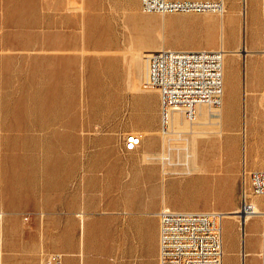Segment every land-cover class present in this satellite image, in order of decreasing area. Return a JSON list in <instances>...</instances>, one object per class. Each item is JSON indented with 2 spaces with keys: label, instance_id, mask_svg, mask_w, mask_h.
Returning a JSON list of instances; mask_svg holds the SVG:
<instances>
[{
  "label": "rangeland",
  "instance_id": "374dc122",
  "mask_svg": "<svg viewBox=\"0 0 264 264\" xmlns=\"http://www.w3.org/2000/svg\"><path fill=\"white\" fill-rule=\"evenodd\" d=\"M224 4L223 14H148L141 0H0V264H45L49 254L62 255L63 264H129L132 236L152 235L133 217L158 220L165 206L241 210L249 173L264 168L262 1ZM131 41L146 52L164 42L223 49V122L212 110L200 131L222 123L224 134L193 138L176 130L164 139L159 90L145 85L148 54L131 70ZM102 61L119 72L118 81L109 72L101 81L94 75ZM110 85L114 96L104 90ZM129 134L155 140L154 148L141 141L126 151ZM192 151L200 160L189 158V167ZM143 171L158 176L154 193L138 182ZM249 200L264 210V198ZM235 220H223L224 264H244L251 233L264 230V217L245 230Z\"/></svg>",
  "mask_w": 264,
  "mask_h": 264
},
{
  "label": "built area",
  "instance_id": "2783aa9c",
  "mask_svg": "<svg viewBox=\"0 0 264 264\" xmlns=\"http://www.w3.org/2000/svg\"><path fill=\"white\" fill-rule=\"evenodd\" d=\"M145 13H204L221 10L223 2H195L192 0H141ZM264 27V0H262ZM262 53L264 56V41ZM223 49L186 51L162 49L147 55L145 85L160 92L162 118L169 111L181 110L188 120H194L196 107L221 105L225 93ZM264 98V88H263ZM138 134H129L126 151H135L141 144ZM250 193L244 188L241 216L259 215L249 201L250 194L264 197V169L249 173ZM159 217L158 264H224V215L219 211H177L163 207ZM242 219V218H241ZM264 264V234L260 253ZM45 264H63L60 254H49Z\"/></svg>",
  "mask_w": 264,
  "mask_h": 264
},
{
  "label": "crops",
  "instance_id": "0c3cea01",
  "mask_svg": "<svg viewBox=\"0 0 264 264\" xmlns=\"http://www.w3.org/2000/svg\"><path fill=\"white\" fill-rule=\"evenodd\" d=\"M200 1V0H199ZM138 2V0H137ZM212 2V1H210ZM167 42H164L160 47L155 48L149 52H146L142 49H137V46L135 45L136 43L131 41L130 42V48L129 51L132 54V62H131V70H133V67L136 63L141 62L143 59H145V54H149L151 52H155L161 49H172V48H165ZM97 48H104L107 46H110V43H97L96 44ZM138 46H142V43H137ZM180 50H186V51H194V50H198V49H180ZM134 53H139L141 58L140 59H135L134 58ZM94 75H98L99 76V81H101L100 75L101 72L103 71L102 74H104V72H111V65L109 64L108 61H102L99 63H96L94 68ZM110 81L111 83L118 81L120 75L119 72L116 71H112V73H110ZM96 90V89H95ZM104 90H107L106 92H111V95L114 96V91H115V87L114 86H109L106 89L104 88ZM220 110V114L215 115V116H219L220 117V121L221 119H223V110L222 107ZM212 112V111H211ZM210 110L204 106L200 107L198 110V118H197V122L194 123H190L191 126V131H187V126L184 123V117L182 116L181 113H173L171 116V120H170V125H169V131L167 135H163L162 137L167 138L170 134L174 133V131H178V134L181 135L182 133H189L191 132L193 134V138H197L198 136H206V134H210L211 132L207 133L206 131L201 132L200 129H202L205 125H208V122L210 119L213 118L212 114H211ZM177 115L180 116V121L176 122L175 118L177 117ZM223 122V121H221ZM189 123V122H188ZM221 125V130L223 129V125L222 123H220ZM201 135H200V134ZM214 134V133H213ZM224 134V133H223ZM139 135V134H138ZM140 136V135H139ZM221 136V135H220ZM142 138V142H144L147 145V148H150L151 146H155V140H153V142H151V140L148 138L147 140L140 136ZM141 145V144H140ZM193 159V161H197V159L200 160V156L195 152L192 151L191 154H189L188 156V161H187V165L190 167V159ZM163 161H167V157L164 156L163 157ZM197 166H195L196 168ZM201 165L198 164V168L200 169L201 172H203ZM260 169H264L263 167H261ZM164 175L168 174V175H172L170 172H168L167 170L164 169ZM137 178H140V180H138V182H140L141 184H151L153 187V193L155 192V187L159 186V179L158 176H155V174H151V172H146L143 171L142 174H138ZM173 180V179H172ZM175 180V179H174ZM167 180L164 178L162 180V193H163V201L165 202L166 199V192H165V182ZM157 191H159V189H156V193ZM256 203V202H255ZM254 203V204H255ZM257 209H259V211L263 212L264 210H261L257 204H255ZM238 211V210H236ZM235 212V211H234ZM233 212V213H234ZM80 220L83 222L84 220V216L83 214H79ZM158 217V215H157ZM254 218V217H253ZM253 218H250L249 220H247L244 224V230L247 224H249ZM226 219H230L233 221V223L236 225L237 220H235V218H226ZM132 223L134 224H140L143 225L144 227L142 228V231H149L152 230V235L151 236H132L133 238V242L132 245L136 244V249L135 250H130V255H129V264H158V256H159V217L158 220H156L155 218L152 217H133L131 218ZM248 234V233H247ZM252 235H256L254 236L255 238V244L251 247V249L248 252H244L243 253V263L246 264V260L248 256H251V262L252 264H262L261 262V258H260V253L262 250V235L264 234V230H261L259 232H252ZM246 237L245 236V247L244 249H246ZM253 237V236H252ZM235 251V250H234ZM225 253V250H224ZM226 254V253H225ZM80 256L83 257V250L80 252ZM101 256H103V254H101ZM97 261V260H96ZM68 262H70L68 260ZM93 260H90V264H93ZM225 262V261H224ZM71 263V262H70ZM69 263V264H70Z\"/></svg>",
  "mask_w": 264,
  "mask_h": 264
},
{
  "label": "bare ground",
  "instance_id": "6f19581e",
  "mask_svg": "<svg viewBox=\"0 0 264 264\" xmlns=\"http://www.w3.org/2000/svg\"><path fill=\"white\" fill-rule=\"evenodd\" d=\"M192 1H195V2H203V3H214V2H210V1H197V0H192ZM219 1H222L223 2V8L221 9V10H218V11H215L216 13H219V14H223L224 12H225V4H224V0H219ZM243 1H245V0H242V2ZM262 1V0H261ZM205 12H212V11H210V10H205ZM262 23H263V20H262ZM263 41H264V27H263ZM221 49V48H220ZM162 50V49H161ZM159 51V50H158ZM194 51H196V50H194ZM130 52V51H129ZM227 54V53H226ZM226 56V55H225ZM264 57V56H263ZM134 58L135 59H140L141 58V56H140V54L139 53H134ZM224 70H225V68H224ZM146 89V88H145ZM160 93V92H159ZM223 105V106H222ZM202 106H204V107H206V108H208L209 110H210V112L212 111V110H219V109H221V107H222V110H223V108H224V97H223V99H222V102H221V105L219 106V107H214V106H210V105H207V104H201V105H198L197 107H196V111H195V113H196V115H195V118H194V120H188L187 119V117L185 116V114H184V112L183 111H181V110H172V111H169V113H168V115H167V117L164 119V118H162V113H161V110H160V113H161V130H160V134L163 136V135H167L168 134V129H169V123H170V120H171V116H172V114L173 113H181L182 114V116L185 118V120L187 121V122H189V123H194V122H196L197 121V118H198V110H199V108L200 107H202ZM211 114H212V116H213V112H211ZM230 115H232V111L230 112ZM208 124H210V122H208ZM221 125L219 126V129H218V131H215V132H211V133H214V134H217V135H222L223 133H224V130H221ZM211 128V127H210ZM200 134V133H199ZM201 135V134H200ZM245 170H244V176H245V178L247 177V173H248V171L246 170V165H245V168H244ZM255 198H259V197H255ZM261 198H264V197H261ZM250 202H251V204L254 206V208H256L257 209V207H256V203L254 202V201H252V200H249ZM255 203V204H254ZM166 207V206H165ZM258 211H259V209H257ZM260 212V214L259 215H254V216H251V215H246V216H239V214L241 213V210H238V211H235L234 213H231V214H223L224 215V219H226V217H227V215H229L227 218H238L239 220H240V218H242V220H243V225L245 224V222L247 221V220H249L250 218H253V217H256V216H260V217H264V211L263 212H261V211H259ZM223 219V220H224ZM1 259H2V252H0V263H1Z\"/></svg>",
  "mask_w": 264,
  "mask_h": 264
}]
</instances>
